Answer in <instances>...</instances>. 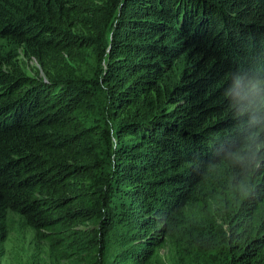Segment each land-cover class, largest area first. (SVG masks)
I'll list each match as a JSON object with an SVG mask.
<instances>
[{
	"label": "trees",
	"instance_id": "1",
	"mask_svg": "<svg viewBox=\"0 0 264 264\" xmlns=\"http://www.w3.org/2000/svg\"><path fill=\"white\" fill-rule=\"evenodd\" d=\"M5 261L264 264V0H0Z\"/></svg>",
	"mask_w": 264,
	"mask_h": 264
},
{
	"label": "rangeland",
	"instance_id": "2",
	"mask_svg": "<svg viewBox=\"0 0 264 264\" xmlns=\"http://www.w3.org/2000/svg\"><path fill=\"white\" fill-rule=\"evenodd\" d=\"M2 45L4 46L5 51H12L14 54H17L16 60H18L19 63L21 64H26L28 67L31 65H37L35 60H31L26 58L24 55L20 53V48L16 47L11 44V42L7 39L2 40ZM14 46V47H13ZM10 235L11 238L13 239L12 246L15 247L17 246V243H19V240L23 237L25 241L29 239V233H27L26 227L23 225L22 220L14 216L11 223H10ZM10 243L7 244V249H10ZM17 250L16 248H14ZM0 264H7V262H0Z\"/></svg>",
	"mask_w": 264,
	"mask_h": 264
}]
</instances>
